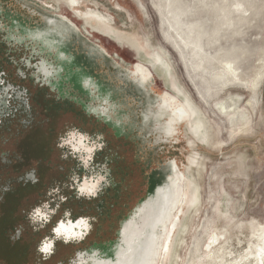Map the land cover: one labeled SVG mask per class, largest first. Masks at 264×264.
Here are the masks:
<instances>
[{"label": "flooded vegetation", "instance_id": "af4514ba", "mask_svg": "<svg viewBox=\"0 0 264 264\" xmlns=\"http://www.w3.org/2000/svg\"><path fill=\"white\" fill-rule=\"evenodd\" d=\"M17 1L29 5L32 0ZM0 3L1 10L11 14L26 9L14 0ZM61 4L67 5L69 13L78 12L70 0ZM91 9L86 10L99 14ZM34 23L24 25L32 27ZM96 28L105 39L117 41L103 25ZM128 34L131 38L119 35L124 38L118 39L123 41L119 48L144 59L142 39L137 33ZM6 35L13 41L0 43V262L71 264L72 257L88 243L110 236L116 223L140 201L144 177L139 181L136 173L142 174L147 155L144 131L170 137L176 126H184L189 148L196 153L208 133L206 123L199 110L177 95L166 77L169 91L154 99V74L160 72L141 60L131 69L116 67L112 71L103 64H115L109 50L95 44L103 57L92 65V72L84 59L79 62L81 55L72 47L70 58L62 59L77 63L74 71L68 72L53 55L45 59V65H39L41 60L35 57L28 61L29 50L18 44L25 37ZM21 37L23 41L18 39ZM26 43L36 51L35 45ZM21 62L30 67L24 70L19 67ZM2 63L15 67L19 83ZM36 63L35 77L32 66ZM43 69L49 70L45 80ZM88 79H92L91 87ZM42 80L44 85H40ZM219 103L215 105L218 115L240 129L239 109L230 110ZM141 110L147 112L143 115L146 125ZM187 174L188 169L182 172L172 162L165 172L156 171L145 179L147 188L151 182L153 194L145 206L141 204L140 216L144 218L146 207L152 219L168 224L159 232L166 238L173 237L189 195ZM182 181L184 197L175 202Z\"/></svg>", "mask_w": 264, "mask_h": 264}, {"label": "rangeland", "instance_id": "374dc122", "mask_svg": "<svg viewBox=\"0 0 264 264\" xmlns=\"http://www.w3.org/2000/svg\"><path fill=\"white\" fill-rule=\"evenodd\" d=\"M32 1L31 14H38L36 9L40 7L47 8L49 12L62 9L60 11L77 24L81 40H71L72 50L81 55L79 62L84 59L88 66L94 64L89 59L92 58L89 54L91 50L84 45L89 40L109 50L111 61L116 65L103 64L112 71L116 67L131 69L135 62L141 60L128 49L119 48L123 41L117 42L113 37L109 41L104 39L105 34L103 38L97 36L91 39L95 35L92 33L94 29L76 14L69 13L66 4L59 9L56 0ZM80 2L88 6L83 10L95 8L99 17L120 34L128 38L132 36L128 33L139 35L144 45V59L141 61L160 72L154 74V99L169 91L166 77L177 95L199 110L208 133L203 137L201 147L193 153L184 126H176L175 135L170 137L144 131L147 155L142 174L136 173L139 181L144 177V192L140 194V201L120 223H116L110 236L92 241L96 242L93 245L88 243L72 257L71 264H76L79 256L83 259L91 255L101 258L109 247L115 248V252L120 250L124 227L133 220L137 221L141 204L145 206L152 197L153 186L149 181L146 187V177L151 178L156 171L165 172L172 162L177 163L182 172L188 169V178L198 188V195L193 202H189L187 195L186 203H189L183 208L165 264H264V0ZM47 5H52L54 9ZM21 8L26 7L21 4ZM37 18L39 26H42L40 14ZM9 19L12 17L0 15V43L13 41L6 34L3 36L1 31L13 32L15 27L6 26ZM26 27L29 30L23 29L24 37L27 35L29 40L28 33L39 27L36 23ZM18 39L24 40L22 37ZM33 41L36 40L28 43L33 45ZM195 42L202 46L201 53L196 49ZM25 43L26 40L18 44H24L29 50L28 61L33 57L40 59V50L35 51ZM37 63L32 66L34 70L39 66ZM2 66L7 73L9 69L19 83L15 67L6 63ZM19 67L25 70L30 65L21 62ZM48 71L42 74L46 75ZM228 80L232 83L228 84ZM256 81L259 84L253 91ZM224 82L228 84L226 88L223 87ZM40 83L44 85V81ZM217 102L230 107V110L239 109L240 129L237 130L230 120L218 115L215 109ZM145 112L141 110L140 114L144 125L147 123L143 116Z\"/></svg>", "mask_w": 264, "mask_h": 264}, {"label": "bare ground", "instance_id": "6f19581e", "mask_svg": "<svg viewBox=\"0 0 264 264\" xmlns=\"http://www.w3.org/2000/svg\"><path fill=\"white\" fill-rule=\"evenodd\" d=\"M14 1H15V3H17L21 7L20 2H18L17 0H14ZM56 1H58V6L60 9L62 4L61 3L59 4V1L63 2V0H56ZM31 2H29L31 5L30 4L24 5L26 7L27 11L24 13V11L26 9L25 10L21 9V11H22L21 14H17V13L11 14V13H8L6 11L3 12L0 8V15L1 16L7 15L8 17H12V19L8 20V23H6V26L12 25L13 27H15V29L13 30L14 32L7 33V30H6V31H4V34H9L10 36H12L14 38L16 36L22 35L24 38L23 29L25 31L28 30V28L24 24H26V23L30 24L31 22H35L37 24V27H39V29H36L33 32L28 33V36H30L29 40L26 39L27 35H25V40L26 41H30V40L38 41L37 42L38 44L36 43V41H33V45L35 42L36 47H34V48L37 51L40 50V52H39L40 60L42 62H44V61H46L45 60L46 58H49L53 55L55 58L54 60L57 61L59 63V65H62V67L66 68V70L68 72H73L77 66L75 64V60L73 63H71V62H63L62 59L65 61V59L70 58L68 51L71 50V48L73 47L71 38H73L75 41H76V39L81 40L80 30L78 29L77 24L74 21L68 19L67 15L60 11L62 9H60V10L54 9L53 6L51 5L50 7L49 6H47V7L54 9L53 12H49L47 8L42 9L40 7V9H36L38 14H40V16L42 17V21H43L42 26H39L40 23L38 22V18H37L38 14L37 13L31 14V9H32L31 6L33 4V1H31ZM44 6H45V4H44ZM0 7H1V5H0ZM27 7H29V8H27ZM37 7H39V6H37ZM73 14H76L77 17L83 19L85 24L90 26L91 29H94L92 31V33H94L95 35H92L91 39L97 38V36H100L101 38H103L104 34H102V32L98 31L96 28V25L100 24V25H103L105 27V29L107 31H109L113 36L115 35L117 37V42H119L118 39L121 38L119 35H122V34H120V32H117L116 28H114L110 23H107L106 21L101 19L99 16L94 15V14L88 15V14H84V13H80V12H77V13L73 12ZM14 16H15V18L13 19ZM121 39H124V38H121ZM95 44L96 43H94L90 40L88 41V43L84 42V45L88 49L91 50L90 51L91 53H89V51H86V53H89L92 56V58H89V59L92 60L94 63L97 62L98 60H101V58L103 57L102 49L98 47L99 44L98 45H95ZM195 45H196L195 46L196 49L199 51V53H201L202 46L199 45L198 42H195ZM99 46H101V45H99ZM101 47L103 48V46H101ZM76 48H78V47H76ZM67 61H71V60H67ZM167 66L169 68H171L170 65H167ZM225 69H227V68H225ZM230 69L231 68H229V70ZM43 71H44V69L42 70V72ZM230 71H232V70H230ZM80 72H82L81 69H80ZM228 75H230V74H228ZM229 80H228V84L230 81H232V80H230V81ZM237 80L235 83H237ZM226 82H224L225 83V85L223 86L224 88H226V86L228 85ZM230 83H232V82H230ZM258 84H259L258 81H256L255 84H253V87H252L253 91L256 90V87L258 86ZM184 100L185 99H183V101ZM186 101L187 100H185L184 102L187 103L188 106H190L188 104V101L187 102ZM219 110L222 114L225 113L222 106L219 107ZM184 186L185 185H184L183 181H182L180 186H177L176 194H175V198H174L175 202H178V201L182 202L183 197H184V193H183L184 192ZM187 191L189 193V202H193L195 195L196 196L198 195V188L190 180H188ZM189 202H187L186 204L188 205ZM141 207L139 208V211H138L139 214H138V218L136 219L137 221H135V220L131 221L128 225L126 224V226L123 229V231H129L130 232L129 237L127 235V237L129 238L128 241L130 240L131 243L133 241H135V243H136V245H135V243L133 244L135 248H134L133 253H132V259H130L129 262L127 260H125V261L120 260L115 264H165L166 256H167L168 251H169V246H170V242L172 240V237L166 238L165 235L159 234V232H160V229L162 226H167L168 224L163 225V224L159 223L158 221H155V220H157L156 218L152 219L151 218L152 213L149 210H147L146 207L144 208V218H142L140 216L141 211H142ZM130 225H131V227H130ZM159 225H160V227H159ZM178 225H179V222L177 223L176 229L178 228ZM175 232H176V230H175ZM141 233H143L144 235L141 236ZM262 248H263L262 250L264 252V244H263ZM260 250H261V248H260Z\"/></svg>", "mask_w": 264, "mask_h": 264}, {"label": "water", "instance_id": "95a60500", "mask_svg": "<svg viewBox=\"0 0 264 264\" xmlns=\"http://www.w3.org/2000/svg\"><path fill=\"white\" fill-rule=\"evenodd\" d=\"M92 68L93 67H90V70ZM88 82H90L89 85L91 87L92 79H88ZM85 86L87 88L88 85ZM127 235L129 237V231L121 232V238L123 239V242L121 243V248H119V251L115 252V248L109 247V249L106 250V253H104L101 258L99 256L95 257V255H91L88 259H83V256H79V260L76 264H115L120 260H127L129 262V260L132 259V253L135 248L133 244L135 243V241H133L132 243L130 240L128 241L129 238L127 237Z\"/></svg>", "mask_w": 264, "mask_h": 264}, {"label": "crops", "instance_id": "0c3cea01", "mask_svg": "<svg viewBox=\"0 0 264 264\" xmlns=\"http://www.w3.org/2000/svg\"><path fill=\"white\" fill-rule=\"evenodd\" d=\"M70 3L72 4V6L74 7V6H76L78 9V12H80V13H84V14H88V15H90V14H94V15H97V16H99L98 14H96V13H93V12H89V11H86V10H83V9H81L80 10V6L82 7V6H86V5H84L82 2H80V0H70Z\"/></svg>", "mask_w": 264, "mask_h": 264}]
</instances>
